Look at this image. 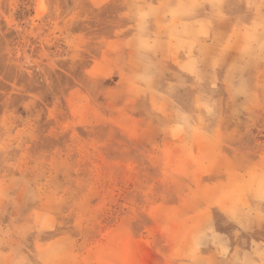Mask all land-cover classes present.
<instances>
[{
  "label": "rangeland",
  "instance_id": "obj_1",
  "mask_svg": "<svg viewBox=\"0 0 264 264\" xmlns=\"http://www.w3.org/2000/svg\"><path fill=\"white\" fill-rule=\"evenodd\" d=\"M0 264H264V0H0Z\"/></svg>",
  "mask_w": 264,
  "mask_h": 264
}]
</instances>
